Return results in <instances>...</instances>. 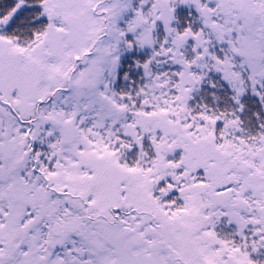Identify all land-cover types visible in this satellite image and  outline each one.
I'll use <instances>...</instances> for the list:
<instances>
[{"label": "snow or ice", "instance_id": "6c2138e0", "mask_svg": "<svg viewBox=\"0 0 264 264\" xmlns=\"http://www.w3.org/2000/svg\"><path fill=\"white\" fill-rule=\"evenodd\" d=\"M0 264H264V0H0Z\"/></svg>", "mask_w": 264, "mask_h": 264}]
</instances>
